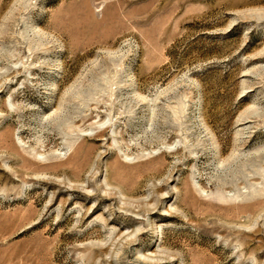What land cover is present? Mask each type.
<instances>
[{
    "label": "rangeland",
    "instance_id": "rangeland-1",
    "mask_svg": "<svg viewBox=\"0 0 264 264\" xmlns=\"http://www.w3.org/2000/svg\"><path fill=\"white\" fill-rule=\"evenodd\" d=\"M0 264H264V0H0Z\"/></svg>",
    "mask_w": 264,
    "mask_h": 264
}]
</instances>
